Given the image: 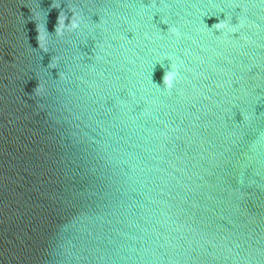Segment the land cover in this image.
Instances as JSON below:
<instances>
[{"label": "water", "instance_id": "water-1", "mask_svg": "<svg viewBox=\"0 0 264 264\" xmlns=\"http://www.w3.org/2000/svg\"><path fill=\"white\" fill-rule=\"evenodd\" d=\"M150 4L0 0V264H264V0Z\"/></svg>", "mask_w": 264, "mask_h": 264}, {"label": "clouds", "instance_id": "clouds-1", "mask_svg": "<svg viewBox=\"0 0 264 264\" xmlns=\"http://www.w3.org/2000/svg\"><path fill=\"white\" fill-rule=\"evenodd\" d=\"M151 8H157L156 5V0H151L150 5H143V8L147 7ZM69 11L72 13V15L69 17L67 13H61L58 16L57 24L55 26V34L57 36L62 37L65 32H73V31H78L81 28V24L83 22V17L81 13L75 9V8H70ZM208 16V15H205ZM67 21V22H66ZM163 24H167V21L162 20ZM240 25L242 26L243 23L241 20L239 21ZM205 27L209 29H215L216 31L223 32V30H227L228 32H235L236 28L230 23V18H224L220 20L218 23H215L212 25V27H208V25L205 23ZM50 35L49 31L47 28H45V32L41 34L40 36V46L41 48L47 52L48 49L46 47L47 44V36ZM165 59H170V58H165ZM161 66L164 67V65L161 63ZM177 65L175 63H171L168 65L167 69L165 70V74L163 76V87L167 90H171L174 87V81L177 78V71H176ZM152 83L155 84L157 87H160L159 84H156L153 79Z\"/></svg>", "mask_w": 264, "mask_h": 264}]
</instances>
